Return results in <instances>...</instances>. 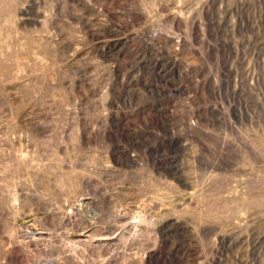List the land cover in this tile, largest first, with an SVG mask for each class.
<instances>
[{
	"label": "rangeland",
	"instance_id": "rangeland-1",
	"mask_svg": "<svg viewBox=\"0 0 264 264\" xmlns=\"http://www.w3.org/2000/svg\"><path fill=\"white\" fill-rule=\"evenodd\" d=\"M0 264H264V0H0Z\"/></svg>",
	"mask_w": 264,
	"mask_h": 264
}]
</instances>
